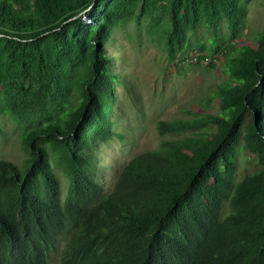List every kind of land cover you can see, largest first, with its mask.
I'll return each mask as SVG.
<instances>
[{
  "label": "trees",
  "instance_id": "trees-1",
  "mask_svg": "<svg viewBox=\"0 0 264 264\" xmlns=\"http://www.w3.org/2000/svg\"><path fill=\"white\" fill-rule=\"evenodd\" d=\"M245 18L243 0H0V115L25 153L0 160V264H264V33L219 36ZM141 19L168 62L223 49L227 78L189 118L155 123L158 147L107 193L93 154L119 78L104 46ZM239 149L257 170L234 183Z\"/></svg>",
  "mask_w": 264,
  "mask_h": 264
},
{
  "label": "rangeland",
  "instance_id": "rangeland-1",
  "mask_svg": "<svg viewBox=\"0 0 264 264\" xmlns=\"http://www.w3.org/2000/svg\"><path fill=\"white\" fill-rule=\"evenodd\" d=\"M243 2L246 18L236 39L229 40L225 26L219 32L220 38L233 46H252L256 36L264 33V0ZM200 38L202 36L191 39V44L196 45ZM104 49L110 59V69L118 75L119 81L115 86L116 103L110 116L111 134L106 141L97 142L93 160L95 179L109 193L129 160L158 147L162 138L155 132V123L189 118L186 112L196 111V106L204 103L216 86L226 81L227 69L224 67L225 55L218 66H180L168 62L164 35L149 28L146 19L131 22L123 29H114ZM219 52L204 54L214 56ZM217 105L218 101L214 99L203 113L215 111ZM210 129L214 127L210 126ZM19 131L7 116L0 115V160L20 165L25 158L19 143ZM256 170L254 157L239 149L233 182L241 181ZM59 178L63 180L61 176ZM227 212L225 202L222 214ZM52 264L58 263L54 260Z\"/></svg>",
  "mask_w": 264,
  "mask_h": 264
},
{
  "label": "built area",
  "instance_id": "built-area-1",
  "mask_svg": "<svg viewBox=\"0 0 264 264\" xmlns=\"http://www.w3.org/2000/svg\"><path fill=\"white\" fill-rule=\"evenodd\" d=\"M224 51H220L218 54L208 56L204 53L189 52L186 54L177 55L174 62L180 66H203L206 67L210 64L220 63L221 59L224 58Z\"/></svg>",
  "mask_w": 264,
  "mask_h": 264
}]
</instances>
